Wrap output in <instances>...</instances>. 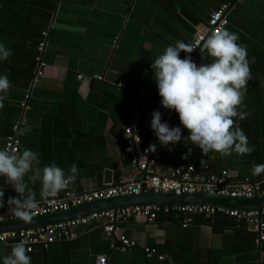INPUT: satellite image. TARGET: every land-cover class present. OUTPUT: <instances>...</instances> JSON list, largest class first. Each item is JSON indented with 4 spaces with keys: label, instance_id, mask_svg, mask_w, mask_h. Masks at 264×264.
<instances>
[{
    "label": "crops",
    "instance_id": "0c3cea01",
    "mask_svg": "<svg viewBox=\"0 0 264 264\" xmlns=\"http://www.w3.org/2000/svg\"><path fill=\"white\" fill-rule=\"evenodd\" d=\"M223 5L229 6L227 29L238 34L237 43L246 47L250 58L240 108L246 115L233 119L254 150L247 155L202 153L185 140L169 152L149 126L154 110L162 115L169 111L159 103L150 64L177 40L191 44ZM42 41L46 67L35 83L36 50ZM0 42L11 49L0 62V73L10 82L0 107V148L21 124L15 134L19 151H36L41 167L55 162L67 172L72 164L77 166L76 180L70 184L73 193L137 178L124 152L125 128H133L145 145L161 149L162 175L193 165L203 178L230 172L232 185L264 177L251 171L264 164V0H0ZM179 55L183 58L185 53ZM211 59L205 53L195 63ZM178 125L173 111L172 126ZM25 127L29 131L19 135ZM187 135L182 129V137ZM201 165L208 170H201ZM7 183L5 177L0 179L5 200L17 195ZM28 187L39 199V181H28ZM76 234L72 242L27 253L31 264H97L102 256L110 264H264V242L257 244L255 229L223 215L197 216L188 228L167 215L154 224L130 220L120 235L136 246L125 251L113 247L118 236L107 238L101 223L79 227ZM10 249L0 246V257ZM146 249L155 250V256L147 257Z\"/></svg>",
    "mask_w": 264,
    "mask_h": 264
},
{
    "label": "clouds",
    "instance_id": "9594fccd",
    "mask_svg": "<svg viewBox=\"0 0 264 264\" xmlns=\"http://www.w3.org/2000/svg\"><path fill=\"white\" fill-rule=\"evenodd\" d=\"M238 39V34L227 28L209 34L201 51L212 59L199 66L187 55L192 52V46L180 40L165 46L154 58L150 68L154 72L159 103L162 108L174 111L179 120L178 126L170 127L167 121H162L160 111L151 113L149 126L160 146L172 152L178 142L188 140L202 153L213 151L224 156L233 152L247 155L254 150L233 119H242L246 115L240 108L250 78V58L246 47L237 43ZM182 51L185 53L183 58L179 55ZM10 55L11 49L0 42V62ZM9 89L7 75L0 73V107H3ZM182 129L188 130L187 136L182 137ZM26 131H29L27 127L18 134ZM149 149L155 151L156 145H149ZM187 155L184 154L182 159ZM251 171L253 175L264 173V164L254 165ZM76 173L75 164L67 172L55 162L39 166L37 152L29 148L17 153L0 148V177H5L17 194L5 200L4 191L0 189V208L20 221L30 223L38 211L39 201L28 187V181H39V195L45 199L66 190L76 180ZM28 251L23 241L17 242L7 255L0 257V264H31Z\"/></svg>",
    "mask_w": 264,
    "mask_h": 264
},
{
    "label": "built area",
    "instance_id": "2783aa9c",
    "mask_svg": "<svg viewBox=\"0 0 264 264\" xmlns=\"http://www.w3.org/2000/svg\"><path fill=\"white\" fill-rule=\"evenodd\" d=\"M228 5L221 6L210 15L205 29L197 32L191 42L193 48L190 58L195 59L204 56L205 51H201L204 39L212 32H217L221 28H227L229 20L227 17ZM45 38L47 34L42 33ZM46 41H42L37 46V72L35 83L44 76L46 63L43 60ZM83 80L82 76L78 77ZM93 79L102 81L100 76ZM29 96H26L28 99ZM173 111H168L162 115V121H167L172 126ZM14 127L15 134L19 126ZM13 134L7 138L4 148L10 152H19L20 142ZM125 148L124 152L131 158V167L137 173L136 179L123 178L116 184H110L100 190L75 194L70 185L66 190H62L48 198L37 199L39 208L33 220L46 218L57 214H63L86 207L95 203L120 199L125 197L140 196L146 194H170L174 196H204L218 197L232 200H257L264 199V177L256 182L249 180L232 185L228 182L230 172L223 171L218 175H211L207 178L196 175V167L189 165L174 169L169 175H162L158 171L161 160V149L156 147L155 151L149 149L144 144V138L138 135L133 128H125L124 131ZM207 165H201V170H208ZM2 177H0L1 179ZM161 215L171 216L183 227L188 228L194 223L197 216L212 217L223 215L235 220L238 223H245L250 228H254L259 234L257 244L264 242V208L259 210L228 208L211 204H145L136 206H126L117 209H107L94 211L87 215L60 221L51 224H44L36 227L22 228L0 232V246H12L23 241L27 253L34 252L35 248H49L51 245L60 242H72L77 238L76 229L86 227L93 223H101L104 234L109 239L117 238L113 247L122 251L135 247L136 244L121 236L123 225L130 220H143L149 224H154ZM7 220L20 221L7 210L0 208V224ZM147 257L155 256V250H145ZM160 261L166 259L165 256H157ZM97 264H110L106 257H98Z\"/></svg>",
    "mask_w": 264,
    "mask_h": 264
},
{
    "label": "water",
    "instance_id": "95a60500",
    "mask_svg": "<svg viewBox=\"0 0 264 264\" xmlns=\"http://www.w3.org/2000/svg\"><path fill=\"white\" fill-rule=\"evenodd\" d=\"M145 204H211L216 206H224L228 208L237 209H250L259 210L264 208V199L257 200H232L218 197H204V196H174L170 194H146L143 193L140 196L125 197L120 199H114L110 201H104L95 203L86 207L78 208L67 213L59 214L54 217L35 219L30 223L22 221L7 220L5 223L0 224V232L8 230H16L22 228L36 227L44 224H53L60 221H67L70 219L78 218L87 215L94 211L117 209L126 206H136Z\"/></svg>",
    "mask_w": 264,
    "mask_h": 264
}]
</instances>
